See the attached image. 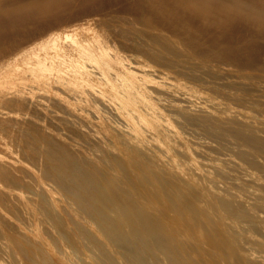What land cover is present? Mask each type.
Here are the masks:
<instances>
[{
  "label": "bare ground",
  "instance_id": "1",
  "mask_svg": "<svg viewBox=\"0 0 264 264\" xmlns=\"http://www.w3.org/2000/svg\"><path fill=\"white\" fill-rule=\"evenodd\" d=\"M73 1L0 0V16L14 15L13 18H18L14 21H18L24 17L22 11L32 4L31 10H37L38 6L42 8L39 9L41 13L33 11V14L47 18L51 13L53 16L60 11L64 13ZM174 1L171 3L176 5L180 2ZM184 2L183 9L191 5ZM199 2L202 5V0ZM207 8L213 15L238 17L239 21L240 16H247L244 20L251 16L254 20L259 18L261 26L255 25L256 32L260 29L259 34H262L258 26L264 30V0H212ZM206 12L203 11L204 15H211ZM42 13L45 17H41ZM191 16L194 18L193 14ZM216 17L213 18L215 22ZM222 18L219 21L224 23ZM210 19L206 17L205 21ZM235 19L230 18L236 22L238 19ZM98 20L93 15L92 19L85 20V27H72L62 33L43 32L45 35L40 34L29 43L26 38L23 42L22 39L20 42L10 39V42L6 37L0 38V264H264V164L261 161L264 156L259 154L263 153L260 150L264 143L260 146L257 142H264V114L258 112L263 109L260 104H264V84L246 83L234 75L237 80L232 79L231 70L226 66L214 67L217 70L210 77L225 81L217 84L214 81L212 88L225 84L245 86L256 96L254 99L249 95L253 103L260 105L257 110L255 103V109H251V104L249 109L244 104L242 107L241 104L228 106V103L222 106L215 100L216 96L199 89L205 95L199 92L196 95L191 92L192 85L182 83L173 73L157 67L155 63L161 59H153L155 55L150 58L149 52L145 51L148 47L144 49V56L150 58L148 63L157 60L156 68L146 63L145 57L146 62L142 60L143 50L142 56L138 55L142 59L133 55L129 48L131 54L126 49L128 54L121 53L107 34L90 27ZM243 25L237 27L242 29ZM220 26L224 28L222 24ZM212 29L215 32L216 29ZM242 33L243 36L245 31ZM232 45L236 47V44ZM166 47L161 52H167ZM229 50L232 48L225 51ZM158 52L161 54L160 50ZM249 53L244 57L251 56ZM258 53L254 57L259 58ZM226 54L224 57L230 55ZM233 56L231 54L232 59ZM162 63L164 66L166 62ZM258 76L263 78L262 74ZM231 90L229 93L235 94ZM249 90L246 92L251 94ZM243 96L239 99L245 100ZM203 121H213L220 129L229 131L230 137L223 131L221 133L227 138H222L224 135L220 133L221 138H216L220 137L217 135L220 129L213 132L218 139L215 144L209 143V139L203 144L195 143L183 137L186 135L182 136L192 125L207 126ZM233 129L246 138L256 139L254 143L258 145L241 136L252 151H247V145V150L240 148L242 144L240 146L234 138L239 135L234 136ZM219 145L228 148L229 152L224 149L215 154L214 148L219 149ZM258 156L263 158L260 160Z\"/></svg>",
  "mask_w": 264,
  "mask_h": 264
},
{
  "label": "rangeland",
  "instance_id": "2",
  "mask_svg": "<svg viewBox=\"0 0 264 264\" xmlns=\"http://www.w3.org/2000/svg\"><path fill=\"white\" fill-rule=\"evenodd\" d=\"M24 1H29V0H24ZM74 1H76V2H74ZM73 1V3H71L72 4V6L70 5L69 7H67L66 9H64L65 10V12H67L66 14H65V12L63 13L62 11H60V12H57L58 14L57 15H55L54 14V16L52 15V13L51 14H49V16L48 15H46V16H48L47 18H40V16H39V14L37 13V15L39 16L38 18H36L37 17V15H35L36 14V12H39V13H41L40 11H42V10H39V9H42V8H40L39 6H38V8H37V10H36V8H33L34 10H31L29 7L30 6H32V4L29 6V7H27V8H25V10H23L22 11V14H21V16L24 18H19V20L21 21H14V19H18L17 17H15V18H13L14 17V15H12V16H10V15H4V17L2 18L1 16V18L0 19H4V20H2V21H0L1 22V24H0V34H2L4 37H2L1 35V39L2 38H5L6 37V40H8V41H10L11 42V40L12 41H19L20 39H22L21 41L23 42V40L25 41V38H26V40L28 39V43H29V40L31 41V40H35V38L38 36V35H40V34H43V35H45L44 33H50V32H64L65 30H68V29H70V28H82V27H85V26H87V23H86V21H87V19H92V16L94 15V18H96L97 20H98V23H96V24H90V27H92V29L93 30H97V32L98 31H102L101 32V34L103 33V34H107V38L109 37V40H111V41H114V43H115V45L118 47V50H122L121 51V53H123V54H131L132 52V54L134 55H136V56H138L141 52H142V50H143V52L139 55V56H142L143 57V59L142 58H140L139 56V58L140 59H142V60H144V57H145V59H146V61H147V59H148V61H150V58H152L151 56H153V55H155V56H153L154 58L153 59H157V58H160L161 60H159V62L157 63L155 60H153V61H151L150 63L154 66V68H156L155 67V65H154V63L155 64H157L156 66L157 67H160L161 69H163L164 71L166 70H168L167 72L169 73V74H171V73H173V76H175L176 77V79L178 80L179 79V81H182V83H187V84H190V85H192L191 87H192V90H191V92L192 93H198L199 91H204L205 92V94L207 93L208 95H212V96H216L215 97V100H217L218 101V103L220 104V105H222V106H224V104H225V106H226V104L228 103L229 105L228 106H237V104H241L240 106L242 107V105L244 104V107L245 108H251V109H255V107H256V109L255 110H257V108L259 109V107L258 106H260V108L262 107V105H263V109L261 108V109H259L258 110V112H260L261 114H264V111H262V110H264V104H260V105H257L258 103H256V102H254L255 103V105H254V103H253V101H252V99L255 97L256 98V96H253V94H254V92H253V94H252V91L251 90H249V88H247V87H245V86H243L242 87V85L240 86V85H234V84H225L224 86H226V85H228L227 87H224L223 85H215V89L214 88H212L213 86H214V81H215V84H217V83H220V82H223V81H225L223 78L222 79H220V78H217L216 76H214V77H216V78H214V77H210V76H213V75H215L214 73H215V70H217V68H214V67H218L219 66V69H221L220 67H222V68H225V66H226V68H228V69H230L231 71H230V73L232 74L231 76H232V79H235V80H244V82H246V83H256V84H264V83H262V81L264 82V56H263V52H264V49L263 50H261L262 48H264V35H263V32H264V30H263V27H259V26H261L260 24H259V18L258 19H255L254 20V17L253 16H251V18L249 17L248 19L249 20H244L247 16H240L239 18H242L240 21H239V19H238V17H235L236 19H238L237 21L238 22H240L239 24H237V21H236V19L235 18H232V17H230L231 19H235V21L236 22H234V20H230V18H228L227 16H222V15H217V13L215 14V15H213L211 12H209V8H207V7H209V5H210V3H211V1L212 0H210V3H209V1H208V3H209V5H208V3H207V1L205 0H202V2L204 3L205 2V4H203L202 3V5H205L206 6V8L205 9H207V11L209 12V14H211V15H213L212 17H211V15H209V16H207L206 14V17H207V19L209 20L210 18H212V19H210V21H205V19H206V17H204L205 15H204V13H203V11H205L206 12V10L204 9V6H203V8H202V5H201V3L199 2L198 3V0H188L187 2H186V0H185V2L184 1H182V0H179L180 2L182 1V2H184L185 4L187 3V4H191V5H188V7H190L191 9H189V11L191 12V14H190V12L188 11L187 12V9H188V7H187V5H186V9L184 10L183 9V3L181 2H177V0H171L172 2L174 1L175 3H178L177 5L176 4H174L175 6H170L169 7V5H173L172 3H171V1L170 0H123V1H125V2H122V0H92V1H90V0H74ZM87 1H88V3H87ZM105 1H107V2H105ZM135 1V2H134ZM149 1V2H148ZM163 3H162V2ZM191 1V3H188V2H190ZM201 1V0H200ZM215 1V0H214ZM83 2V3H82ZM96 2H98V3H96ZM101 2H103V3H101ZM133 2V3H132ZM138 2H140V3H138ZM143 2V3H142ZM158 2V3H157ZM164 2H165V5H163L164 4ZM166 2H167V5L168 6H166ZM169 2V3H168ZM197 2V3H196ZM74 3H76L75 5H74ZM114 3V4H113ZM147 5H146V4ZM171 3V4H170ZM193 3V4H192ZM194 3H196V4H194ZM207 3V4H206ZM83 4V5H82ZM86 4V5H85ZM118 4V5H117ZM129 4V5H128ZM180 4H182V5H180ZM201 5V7H200V5ZM80 8H77V6ZM80 5V6H79ZM98 5V6H97ZM109 5V6H108ZM115 5V6H114ZM143 5V6H142ZM146 7H145V6ZM179 5V7H177ZM197 6V5H199V7L197 6V7H191V6ZM37 6V5H36ZM113 6V7H112ZM133 6V7H132ZM162 6V7H161ZM185 6V5H184ZM34 7V6H33ZM71 7V8H70ZM165 7V8H164ZM180 7H182V8H180ZM30 9V10H26V9ZM32 8V7H31ZM70 8V9H69ZM73 8V9H72ZM78 9V11L79 12H77V9ZM107 8V9H106ZM171 10H170V9ZM177 8H180L179 10H181L182 11V13L184 12V11H186V12H184L183 14L181 13V11L180 12H178L179 10H177ZM199 10H198V9ZM202 8V9H201ZM68 9V10H67ZM86 9V10H85ZM142 9V10H141ZM146 9V10H145ZM174 9V10H173ZM183 9V10H182ZM63 10V11H64ZM82 10V11H81ZM84 10V11H83ZM102 12H101V11ZM170 12H169V11ZM24 11H27V12H24ZM35 12V14H33L34 12ZM69 11V12H68ZM72 11V12H71ZM73 11H74V14H73ZM81 11V12H80ZM105 11V12H104ZM118 11V12H117ZM125 11V12H124ZM166 11V12H165ZM168 11V12H167ZM202 12V13H199V12ZM21 12V11H20ZM23 12H24V14H23ZM29 12V13H28ZM88 12V13H87ZM97 12V13H96ZM122 12V13H121ZM142 12V13H141ZM152 12L153 13H155V14H152ZM174 12H178L177 14L175 13L174 14ZM194 12V13H193ZM196 12H198V14H200V15H198ZM208 12H206V13H208ZM31 13V14H30ZM59 13H63V15L62 14H59ZM71 13H72V15H71ZM79 13H81V14H79ZM90 13H92V14H90ZM111 13V14H110ZM115 13V14H114ZM162 13H164V14H162ZM171 13H172V15H171ZM181 13V14H180ZM189 13V14H188ZM25 14L28 16L29 14V16L28 17H26L25 16ZM44 14H45V12H44ZM43 13L42 14H40V15H43V16H41V17H45V15H44ZM46 14H47V12H46ZM67 14H69V15H67ZM76 14V15H75ZM79 14V15H78ZM83 14V15H82ZM97 14H98V16H97ZM101 14V15H100ZM139 14V15H138ZM194 15V18H192L193 16H191V15ZM196 14L199 16V17H201V20H200V18L198 17V16H196ZM235 15H238L237 13H234ZM20 15V14H19ZM110 16V17H108V16ZM127 15V16H126ZM150 15V16H149ZM157 15V16H156ZM169 15V16H168ZM177 15H179L178 17H177ZM184 15V16H183ZM203 15V16H202ZM8 16H10V17H12V21H11V19L8 17ZM16 16H18V14H16ZM33 16V17H32ZM50 16H52L53 17V21H52V17H50ZM56 16V17H55ZM60 16V18H61V20H60V18H58ZM68 16V17H67ZM72 18H71V17ZM78 16V17H77ZM85 16H86V18L87 19H84L85 18ZM141 16V17H140ZM148 16V17H147ZM214 16L217 18L216 19V22L214 21ZM20 17V16H19ZM30 17V18H29ZM36 19H35V18ZM51 19H50V18ZM67 19V20H65V18ZM74 17V18H73ZM90 17V18H89ZM111 17H113V18H111ZM117 17V18H116ZM175 17H177V18H175ZM188 17V18H187ZM195 17H196V19H195ZM221 17H227L228 19H225L224 18V20H223V18H222V20L221 21H223L224 23H222V22H220L219 20H220V18ZM243 17H245L244 19H243ZM253 17V18H252ZM8 18H9V20H10V22L8 23ZM26 18V19H25ZM34 18V19H33ZM49 18V19H48ZM57 18V19H56ZM63 18V19H62ZM69 18V19H68ZM108 18V19H107ZM137 18V19H136ZM158 18V19H157ZM170 18V19H169ZM184 18V19H183ZM205 18V19H204ZM219 18V19H218ZM255 18H257V17H255ZM39 21H38V20ZM42 19V20H41ZM47 19V20H46ZM83 19V20H82ZM112 19V20H111ZM173 19L175 20V21H173ZM190 19V20H189ZM198 19V20H197ZM250 19L251 20H254L255 21V23L254 24H252V22H254V21H250ZM6 20V21H5ZM23 20H24V22H23ZM25 20H27V21H25ZM29 20H31L30 22H29ZM35 22H34V21ZM45 20V21H44ZM60 21V23H59V21ZM86 20V21H85ZM134 20V21H133ZM153 20V21H152ZM155 20V21H154ZM162 20V21H161ZM165 20V22H163ZM192 20V21H191ZM194 20V21H193ZM212 20V21H211ZM226 20L227 21H233L234 22V24H233V22H231L232 24L230 25V22H228V23H226ZM258 20V21H257ZM3 21H5V26H3L4 24V22ZM48 21H50V22H48ZM56 21H58V23L56 22ZM75 21V22H74ZM139 21H141V22H139ZM147 21V22H146ZM159 21H161L160 23H159ZM172 21V22H171ZM184 21V22H183ZM186 21V22H185ZM188 21H189V23H188ZM13 22H18L17 23V25H16V27H14L15 26V24L16 23H14L13 24ZM42 22V23H41ZM56 24H55V23ZM91 23H94V22H92V21H90ZM119 22V23H118ZM125 22V23H124ZM129 22V23H128ZM136 22V23H135ZM138 22V23H137ZM144 22V23H143ZM149 22V23H148ZM151 22H153V23H151ZM156 22V23H155ZM158 22V23H157ZM183 22V23H182ZM192 22V23H191ZM194 22V23H193ZM202 22V23H201ZM242 22H244L243 24L244 25H246V27L248 28V24H252L251 25V27H249L248 29L250 30H248L246 27H244V28H246L244 31H245V33H244V37L242 36V32H244L243 31V24H242ZM248 22V24H245V23H247ZM250 22V23H249ZM20 23V24H19ZM36 23H37V25H36ZM46 23V24H45ZM169 23V24H168ZM175 23H177V24H175ZM196 23V24H195ZM206 23H207V25H206ZM211 23V24H210ZM219 23H221L222 24V26L226 23V27H225V25L223 26L224 28L222 29V28H220L221 26V24L219 25ZM3 24V25H2ZM41 24V25H40ZM108 24V25H107ZM137 24H139V25H137ZM152 26H151V25ZM156 24L157 25H159V26H157L156 27ZM180 24V25H179ZM185 24V25H184ZM203 24V25H202ZM215 26H214V25ZM229 24V25H228ZM237 24V25H236ZM2 25V26H1ZM20 25V26H19ZM27 25V26H26ZM39 25V26H38ZM45 25V26H44ZM63 25V26H62ZM93 25V26H92ZM95 25H97V26H95ZM104 25V26H103ZM141 25V26H140ZM164 25V26H163ZM217 25H219L218 27L222 30V31H220L219 30V28L217 27ZM239 25V26H238ZM240 25H243L241 28L242 29H240V28H238V27H240ZM249 25V26H250ZM253 25L255 26H257V25H259L258 26V28H261V32L260 33H262V34H259V31H260V29H258V32H256L257 30H256V26L253 28ZM8 26V28H6ZM22 26V27H21ZM30 26V27H29ZM34 26H36V28L34 27ZM108 27V28H106V27ZM110 26V27H109ZM128 26V27H127ZM193 26H195L196 27V29H194L195 27H193ZM198 26V27H197ZM200 26V27H199ZM204 26V27H203ZM210 26H211V28H210ZM229 28H228V27ZM230 26H232V27H230ZM238 26V27H237ZM29 27V28H28ZM44 27V28H43ZM116 27V28H115ZM133 27V28H132ZM193 27V28H192ZM202 27H203V29H202ZM206 27H209V28H206ZM216 27H217V29H216ZM14 28H17V29H14ZM33 28H35V29H33ZM99 28V29H98ZM119 28V29H118ZM156 28V29H155ZM182 28V29H181ZM191 28V29H190ZM199 28V29H198ZM205 28V29H204ZM212 28H215L216 30H215V32H212V31H214ZM230 28H232L231 30H230ZM237 28V30H235ZM252 28V29H251ZM6 29V30H5ZM9 31H8V30ZM12 29V30H11ZM25 29V30H24ZM30 29V30H29ZM33 29V30H32ZM45 29V30H44ZM47 29V30H46ZM48 29H50V30H48ZM166 29V30H165ZM230 30V31H233L232 33L230 32V31H228V32H226V30ZM3 32H2V31ZM14 30H16V31H14ZM22 30V31H21ZM43 30V31H42ZM104 30V31H103ZM118 30H119V32H118ZM175 30V31H174ZM179 30V31H178ZM196 30H199L198 32L196 31ZM205 30H207V31H205ZM209 30V31H208ZM219 31V33H218V31ZM224 30V31H223ZM26 31V32H25ZM37 31V32H36ZM39 31V32H38ZM41 31V32H40ZM154 31V32H153ZM157 31V32H156ZM171 31V32H170ZM204 31V32H203ZM211 31V32H210ZM238 31V33H235V32H237ZM248 31V32H247ZM251 31H253V32H251ZM6 32V33H5ZM23 32V33H22ZM36 33V34H34V33ZM44 32V33H43ZM107 32V33H106ZM112 32V33H111ZM135 32V33H134ZM179 32V33H178ZM184 32V33H183ZM191 32V33H190ZM195 32V33H194ZM201 32V33H200ZM221 32V33H220ZM226 32V33H228V34H224V33ZM250 32V33H249ZM5 33V34H4ZM15 33V34H14ZM22 33V34H21ZM99 33V32H98ZM134 33V34H133ZM148 33V34H147ZM161 33V34H160ZM163 33V34H162ZM169 33V34H168ZM183 33V34H182ZM210 33V34H209ZM214 33H216V34H214ZM252 33H255V34H252ZM256 33H258L259 35H257ZM18 34V35H17ZM20 34V35H19ZM32 34V35H31ZM34 34V35H33ZM111 34V35H110ZM118 34H120V35H118ZM159 34V35H158ZM180 34H181V36H180ZM188 34V35H187ZM204 34V35H203ZM212 34V35H211ZM218 34V35H217ZM223 34V35H222ZM236 34V35H235ZM237 34H240V36L241 37H239V35L237 36ZM12 35V36H11ZM34 36V37H31V36ZM36 35V36H35ZM104 35V36H105ZM110 35V36H109ZM155 35H157V36H155ZM170 35V36H169ZM178 35V36H177ZM206 38V40H204L205 38L203 37V36ZM210 35V38L209 37H207V36H209ZM232 35V36H231ZM249 35V36H248ZM255 35V36H254ZM26 36H28V37H26ZM112 36V37H111ZM137 36V37H136ZM175 36H176V38H175ZM192 36V37H191ZM230 36H231V38H230ZM260 36L262 37V38H260ZM16 37H18V38H16ZM19 37H21V38H19ZM106 37V36H105ZM135 37V38H134ZM153 37V38H152ZM203 39H202V38ZM233 37V38H232ZM8 38V39H7ZM32 38V39H31ZM178 38H180V39H178ZM186 38V39H185ZM190 38V39H189ZM216 38V39H215ZM219 38V39H218ZM11 39V40H10ZM37 39V38H36ZM153 41H152V40ZM154 39H156V40H154ZM178 39V40H177ZM202 39V40H201ZM215 39V40H214ZM244 39V40H243ZM254 39L256 40V41H254ZM263 39V40H262ZM150 40V41H149ZM177 40V41H176ZM181 40V41H180ZM204 40V41H203ZM209 40V42H207ZM218 40V41H217ZM120 41V42H119ZM149 41V42H148ZM168 41V42H167ZM188 41V42H187ZM213 42V43H211V42ZM223 41V42H222ZM224 41H226V42H228L227 44L224 42ZM244 41H245V43H244ZM20 42V41H19ZM123 43V45H122V43ZM138 42H139V44H138ZM159 42H162V43H159ZM177 42V43H176ZM186 42V43H185ZM193 42V43H192ZM246 42H248L247 44L249 45V46H251V52H250V47L246 44ZM9 43V42H8ZM197 43V44H196ZM222 43V44H221ZM226 44V45H224V44ZM229 43H232V44H234V46H235V44H236V47H234L233 48V45L232 44H230L229 45ZM239 43H240V45H239ZM262 44V45H257V44ZM27 44V43H26ZM25 44V45H26ZM137 44V45H136ZM142 44V45H141ZM151 44V45H150ZM153 44V45H152ZM157 44H160V45H157ZM174 44V45H173ZM218 44V45H217ZM252 44H254V48L255 49H257V50H255V49H253V45ZM119 45V46H118ZM122 45V47H123V49H124V51H123V49H122V47H120ZM145 45V46H144ZM156 47H155V46ZM161 45H162V47H161ZM213 45V46H212ZM218 47H217V46ZM228 45H229V47L230 48H232V52H234V53H231V51L229 50L228 52L227 51H225V50H228V49H230V48H228ZM239 45V46H238ZM243 45V46H242ZM245 45H247L246 47H245ZM140 46H144L142 49H141V47ZM150 46V47H149ZM167 46V47H166ZM171 46V47H170ZM209 46V47H208ZM212 46V47H211ZM226 48H228V49H225V47ZM141 49V50H139V48ZM148 47V50H145L146 52H149V53H147L148 54V56L150 57H147V56H144L145 55V51H144V49H146ZM162 49H161V48ZM164 47H166L168 50H165V51H167V52H169L170 50H172L173 51V53H171V51L169 52V54L167 53V52H165V53H163V52H161V50H163L164 51ZM168 47H170V48H168ZM127 48H129L130 49V51H131V53H130V51H128L129 49H127ZM152 48V49H151ZM157 49V50H154V49ZM159 48V49H158ZM165 48V49H166ZM171 48H173L174 50H175V56H174V50L173 49H171ZM186 48V49H185ZM236 48V49H235ZM243 48L244 49H246V51L248 50L250 53H251V56L249 55V57L247 58H245L244 56H246V54L248 55V53L247 52H244V50H243ZM125 49H126V51L128 52V53H126V51H125ZM133 49V50H132ZM136 49V50H135ZM170 49V50H169ZM179 49V50H178ZM222 49L224 50L223 52H224V54L225 53H227V54H229L230 53V55H228V56H226V57H224L225 55L222 53ZM235 51H234V50ZM238 49V50H237ZM262 51L261 53H260V50ZM158 50H160V52H161V54L158 52ZM252 50H254L253 52H252ZM138 53H137V52ZM154 51H155V54H154ZM156 51H157V53H156ZM179 51V52H178ZM191 51V52H190ZM125 52V53H124ZM134 52H136V53H134ZM145 52V53H144ZM150 52H152V53H150ZM194 52V53H193ZM207 52V53H206ZM236 52H240L239 54L238 53H236ZM255 52V53H254ZM257 52H259L258 54H259V58L261 59H259V58H256V57H254L255 56V54L257 55ZM213 53V54H212ZM242 53V54H241ZM249 53V54H250ZM146 54V55H147ZM149 54H152V55H149ZM159 54V57L157 56ZM191 54V55H190ZM204 54V55H203ZM226 54V55H227ZM231 54L233 55H235V56H233V59H232V57H231ZM243 56H241V55ZM253 54V55H252ZM167 55V56H166ZM170 55H172V56H170ZM196 55V56H195ZM162 56V57H161ZM169 56V57H168ZM202 56V57H201ZM263 56V57H262ZM180 57V58H179ZM183 57V58H182ZM211 57L213 58V59H211ZM222 57V58H221ZM230 57V58H229ZM251 57V58H250ZM252 57H254V58H256L257 60H255L254 58H252ZM188 60H187V59ZM205 60H203V59ZM227 58H229V59H227ZM246 60H245V59ZM250 58V60H248ZM263 58V59H262ZM170 59V60H169ZM182 59V60H181ZM191 59H193V60H191ZM195 59H197V60H195ZM210 59V60H209ZM222 59V60H221ZM223 59H227V60H223ZM252 59V60H251ZM152 60V59H151ZM177 60V61H176ZM209 60V61H208ZM243 60V61H242ZM250 61L249 63H248V61ZM145 61V60H144ZM145 61V62H146ZM148 61L146 62V63H148ZM179 61V62H178ZM183 61V62H182ZM195 61V62H194ZM203 61V62H202ZM229 61V62H228ZM231 61V62H230ZM236 61V62H235ZM247 63H246V62ZM160 62H161V65H160ZM162 62H166L165 63V65L163 66V64L164 63H162ZM187 62V63H186ZM190 62L191 63H193V64H191V65H189L190 64ZM218 62H219V64H218ZM225 63V64H223V63ZM237 62H238V64H237ZM150 63H148V64H150ZM170 63V64H169ZM179 63V64H178ZM199 63V64H198ZM205 63H207V64H205ZM214 63V64H213ZM236 63V64H235ZM150 64V65H151ZM167 64V65H166ZM169 64V65H168ZM174 64V65H173ZM177 64V65H176ZM180 64H181V67H180ZM186 65V67H185V65ZM240 64H242V65H240ZM248 64H250L249 65V67L248 68H244L245 67V65H248ZM171 65V66H170ZM179 65V66H178ZM198 67H197V66ZM205 65V66H204ZM216 65V66H215ZM222 65V66H221ZM238 67H237V66ZM252 65V66H251ZM152 66V67H153ZM163 66V67H162ZM167 67V69H165L166 67ZM199 66H201V67H199ZM165 67V68H164ZM192 67V68H191ZM230 67V68H229ZM241 67V68H240ZM256 67V68H255ZM179 68H184V70H181L180 69V71H179ZM189 68V69H188ZM198 68V69H197ZM208 68H210V69H208ZM212 68V69H211ZM244 68V69H243ZM178 69V70H177ZM188 69V70H187ZM191 69V70H190ZM206 69H207V71H206ZM256 69V70H255ZM260 69V70H259ZM172 70V71H171ZM193 70V71H192ZM197 70V71H196ZM204 70V71H203ZM213 70V71H212ZM173 71H175V72H173ZM184 71V72H183ZM195 71V72H194ZM206 72V73H205ZM250 72V73H249ZM184 73V74H183ZM186 73H189V74H186ZM197 73V74H196ZM209 75H208V74ZM211 73H213V74H211ZM251 74V75H248V74ZM258 73V74H257ZM194 74V75H193ZM211 74V75H210ZM245 74V75H244ZM247 74V75H246ZM263 75V78H261V76H258V75ZM172 75V74H171ZM180 75V76H179ZM186 75H187V77H186ZM192 75V76H191ZM195 75H196V77H195ZM233 75H234V77H236V78H233ZM257 75V76H256ZM178 76V77H177ZM186 78H185V77ZM191 76V77H190ZM194 76V77H193ZM204 77V78H200V77ZM207 76V77H206ZM240 76V77H239ZM247 76H248V78H247ZM193 77V78H192ZM211 79V81H209L210 79ZM243 77H246V78H244V79H241V78H243ZM182 79V80H181ZM194 79V80H193ZM209 79V80H208ZM261 79H262V81H261ZM205 80V81H204ZM199 82H200V84H199ZM205 82V83H204ZM212 82H213V84H212ZM181 83V82H180ZM190 85H188V86H190ZM196 85H198V87L196 86ZM208 85H211V86H209L210 88H212V89H210L209 87H207ZM207 88H206V87ZM231 86H234V87H231ZM238 86H240V87H238ZM205 87V88H204ZM217 87V88H216ZM219 87V88H218ZM220 87H222V88H220ZM197 89V90H195V89ZM235 88V89H234ZM237 88H238V90H237ZM245 88H247V89H245ZM194 89V90H193ZM198 89H199V91H198ZM210 89V90H209ZM231 89H233V90H231ZM244 89V90H243ZM207 90V91H206ZM215 90V91H214ZM223 90V91H222ZM230 90L232 91V92H235V94L237 95H235L234 93H232V94H230L229 92H230ZM237 90V91H236ZM247 90H249V92L251 93V94H249V93H247L248 91ZM195 91V92H194ZM197 91V92H196ZM218 91V92H217ZM226 91V92H225ZM245 91V92H244ZM247 91V92H246ZM204 92H202L203 94H204ZM202 93H200L199 92V94H202ZM218 93V94H217ZM227 93H229L228 95L229 96H227ZM241 94V96H240V94ZM243 93H244V96H245V98H244V96H243ZM202 94V95H203ZM204 94V95H205ZM224 94V95H223ZM234 94V95H233ZM245 94H247L248 95V97L250 98H247L246 99V96L247 95H245ZM196 95H198V94H196ZM232 95V97H231V99H230V96ZM249 95H251V97H253L252 99H251V97L249 96ZM219 96V97H218ZM234 96V97H233ZM238 96H240L239 98L241 99L242 98V96H243V98L246 100H240L239 98H237ZM226 97H228V98H226ZM217 98V99H216ZM218 98H220L219 100H218ZM234 98V99H233ZM235 98H236V100H235ZM254 98V99H255ZM224 99V100H223ZM240 100V103H238L239 102V100ZM248 99L250 100V101H248ZM235 100V101H234ZM228 101V102H227ZM252 101V102H251ZM231 102V103H230ZM242 102V103H241ZM243 102H246V103H243ZM252 103H253V105H252ZM247 104V106H245ZM249 104H251V107H249L250 105ZM238 105V106H239ZM254 107V108H253ZM222 115H224L225 114V112L224 113H221ZM207 121H203V123H206ZM213 121H208L207 122V126L208 127H210V129L206 126V124H204L205 125V127L203 126V124H201V127L203 126L204 128V130L203 129H201V127H200V124L199 125H192L191 127H190V125H189V127H190V131H188V133H182V136H183V134L184 135H186V136H183V137H185L186 139H188V140H192L193 142H195V143H201L202 142V144L203 143H206L207 141H208V139H209V143H213L214 142V144H215V139L216 138H221V135L223 134V133H221V132H223L224 131V134L226 135V134H228L227 136H229L230 137V132L229 131H226L225 129H220L221 127L218 125V124H215V123H212ZM202 123V122H201ZM208 123H209V125H208ZM214 126H213V125ZM212 125V126H211ZM218 125V126H217ZM217 126V127H216ZM198 127H200L199 129L200 130H198L197 128ZM208 129H207V128ZM220 127V128H219ZM206 128V129H205ZM218 128V129H217ZM191 129H194V130H192L191 131ZM214 129H216V131H212V130ZM222 130V131H220V130ZM199 131V132H197V131ZM208 131L207 133L205 132V131ZM212 132H211V131ZM219 130V131H218ZM235 132H237V133H233L234 134V136H235V134H237V135H239V137H240V140H239V137L238 136H236V137H234V138H236L237 140H235L236 142L238 141L239 142V144H240V146H241V144H242V146L243 147H240V146H238L237 145V148L238 147H240V148H243V149H245V150H247V148L249 149V150H247V151H250V147L251 146H248V143H244V139L246 140H248V138H246L245 136H243V135H240L239 133H238V131L237 130H235V129H233ZM193 131H196V132H193ZM201 131H203V132H201ZM218 131V136H220V137H216L215 138V134L213 135V132L215 133V132H217ZM192 132V133H191ZM225 132H227V133H225ZM189 133H191V134H189ZM194 133V134H193ZM204 135H203V134ZM209 133H211V134H209ZM221 135H220V134ZM232 133V132H231ZM196 134H199V135H196ZM223 134V135H224ZM261 134V133H260ZM191 135V136H190ZM193 135V136H192ZM204 137H203V136ZM205 135H206V137H205ZM210 135H211V137H210ZM213 135V136H212ZM223 136L222 138H224V137H226L227 138V136ZM198 138H197V137ZM201 136V137H200ZM241 136H242V139L243 140H241ZM203 137V138H202ZM238 137V138H237ZM190 138V139H189ZM211 138H212V140H211ZM205 139H207V140H205ZM218 139H216L217 141H218ZM249 139H252L251 140V144H253V145H262L264 142H262L261 140H257V142H259L258 144H255L254 142H256V139H254V138H249ZM188 140H186V141H188ZM214 140V141H213ZM240 141H241V143H240ZM250 141V140H249ZM261 141V142H260ZM191 142V141H190ZM192 142V143H193ZM243 142V143H242ZM188 144H189V141L187 142ZM191 143V144H192ZM211 143V144H212ZM262 143V144H261ZM244 144V145H243ZM218 145V144H217ZM246 145L248 146L247 148H246ZM215 146V145H214ZM221 146V147H220ZM263 146H264V144H263ZM219 147V149L221 148V150L219 151V149L216 147V148H214L215 150H217V152L215 153V154H217L218 155V153H222L223 151H225L224 149H226V147L225 146H222V145H219L218 146ZM225 147V148H224ZM237 148H236V150H237ZM261 148L264 150V147H262L261 146ZM239 149V148H238ZM215 150H213V152H215ZM263 150H260V151H262L263 153H264V151ZM251 151H252V149H251ZM225 152H229L228 151V148L226 149V151ZM263 153H259L260 154V156L262 155V156H264L263 155ZM258 154V155H259ZM236 155V154H235ZM237 156V155H236ZM260 156H258V158L260 157ZM263 157H260L259 159L261 160ZM264 159V158H263ZM261 160L262 162H263V164H264V160ZM264 166V165H263ZM257 169H259V168H257ZM261 169V168H260ZM263 170H264V168H262ZM254 170V169H253ZM255 171V170H254ZM256 172H258V170H256Z\"/></svg>",
  "mask_w": 264,
  "mask_h": 264
}]
</instances>
